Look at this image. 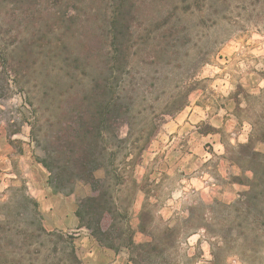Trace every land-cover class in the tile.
Here are the masks:
<instances>
[{
    "label": "rangeland",
    "instance_id": "374dc122",
    "mask_svg": "<svg viewBox=\"0 0 264 264\" xmlns=\"http://www.w3.org/2000/svg\"><path fill=\"white\" fill-rule=\"evenodd\" d=\"M142 2L183 28L135 68L129 124L106 134L113 160L95 172L123 245H101L76 215L89 186L70 191L60 130L96 73L51 46L30 64L43 88L31 77L26 91L0 59V264H133L137 252L135 264H264V0ZM16 9L0 0V54L17 42L5 18ZM41 158L64 177L59 192Z\"/></svg>",
    "mask_w": 264,
    "mask_h": 264
},
{
    "label": "trees",
    "instance_id": "16d2710c",
    "mask_svg": "<svg viewBox=\"0 0 264 264\" xmlns=\"http://www.w3.org/2000/svg\"><path fill=\"white\" fill-rule=\"evenodd\" d=\"M13 1L17 3V12L9 13L5 22L9 28H15L14 39L17 42L12 40L8 45L3 40V47L7 48L5 54L1 52L0 59L6 63L3 70L5 75L11 76L26 91H29L26 85L31 82V77L36 86L40 83L43 88L45 83L42 79L48 75L41 68L30 72V64L33 61L35 64L37 56L39 60L38 53L46 48H49L48 52L52 51V47L60 52L61 49L65 50L76 60H87L95 70L96 78L85 101L70 110L66 117L60 130L64 143L60 145L64 146L65 170L70 171V191H75L78 185L89 186V192L82 196L76 210L80 224L86 226L101 245L120 247L123 245L120 236H114L111 232L115 224L108 221L109 214H113V203L106 197L107 192L99 189V182L105 177H96L95 172L104 169L106 161L113 160L114 152L107 151L106 134L118 137L121 126L129 124L133 95L137 93L135 68L143 65L149 57L161 59L168 54L170 48L176 46L172 41L182 37L183 27L172 19V13L167 12L166 15L155 11L154 3L144 5L142 0ZM32 19L36 23L22 25L23 21ZM85 56L95 59L90 61ZM3 88L2 83L0 90ZM27 93L26 101L37 99L36 95L40 94L31 90ZM41 94L44 96L46 92ZM155 131L156 127L149 130L145 146ZM45 149L49 150L47 146ZM40 161L49 172L50 186L59 192V185L65 183L64 177L57 172L58 175H55L47 158ZM63 170L61 167V172ZM59 178L57 186L55 181ZM129 241L132 249L137 243L132 235ZM139 246L137 244L135 247ZM137 253L139 255L140 252ZM138 255L132 258L133 264ZM70 256L78 263L74 247Z\"/></svg>",
    "mask_w": 264,
    "mask_h": 264
}]
</instances>
